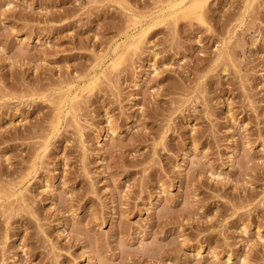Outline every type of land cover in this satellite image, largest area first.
Segmentation results:
<instances>
[{"label":"rangeland","instance_id":"374dc122","mask_svg":"<svg viewBox=\"0 0 264 264\" xmlns=\"http://www.w3.org/2000/svg\"><path fill=\"white\" fill-rule=\"evenodd\" d=\"M165 2L0 0V264H264V0L155 24L35 160Z\"/></svg>","mask_w":264,"mask_h":264},{"label":"bare ground","instance_id":"6f19581e","mask_svg":"<svg viewBox=\"0 0 264 264\" xmlns=\"http://www.w3.org/2000/svg\"><path fill=\"white\" fill-rule=\"evenodd\" d=\"M209 0H166L165 5L161 6L157 12L150 15L130 14L128 19L129 28L120 43H115L111 57L105 61V58L96 60L93 66L92 74L81 81L79 85L73 86L67 84L65 87L59 88V96L55 105V113L51 120L49 129V137L38 149L35 160H38L48 148L50 139L55 137L61 127L62 120L65 115L72 112L73 106L78 102L81 95L85 91L91 89L97 84L99 77L104 75L105 71H114L119 66L122 58L129 52H136L147 31L155 24L171 22L175 25L179 21H193L204 23L205 11L208 7ZM249 3L244 8V12ZM244 13H241L240 20H243ZM241 24V23H240ZM35 160L30 168L35 166Z\"/></svg>","mask_w":264,"mask_h":264}]
</instances>
